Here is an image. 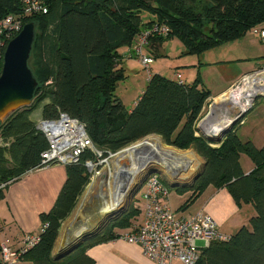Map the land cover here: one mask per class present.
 I'll list each match as a JSON object with an SVG mask.
<instances>
[{"label": "trees", "instance_id": "1", "mask_svg": "<svg viewBox=\"0 0 264 264\" xmlns=\"http://www.w3.org/2000/svg\"><path fill=\"white\" fill-rule=\"evenodd\" d=\"M195 1L48 0V13L25 18L37 30L32 50L36 62L29 64L38 86L29 107L0 121V200L10 182L42 163L49 142L33 118L42 105L45 118L55 119L64 112L84 122L99 150L117 152L151 134L180 149L193 147L206 165L193 183L177 187L192 191L183 207L212 185L226 187L239 204L251 203L256 211L249 226L243 225L226 240L212 241L196 264H264V147L241 140L235 131L238 124L219 146L197 133L196 123L211 96L199 79L185 83L154 73L131 111L116 93L126 77L119 49L133 46L140 33L156 24L169 32L152 35L148 48L176 37L186 53L197 54L264 28V0H212L204 17L185 11ZM9 14L22 16L21 0H0V19ZM206 23L212 24L208 30L203 28ZM241 153H247L256 165L249 174L243 172ZM92 157L87 150L80 163L67 165V180L55 206L42 215L48 225L24 259L34 264H94L86 247L116 238V227H131V219L140 213L134 203L75 252L64 259L53 258L62 223L89 183L84 162Z\"/></svg>", "mask_w": 264, "mask_h": 264}, {"label": "crops", "instance_id": "2", "mask_svg": "<svg viewBox=\"0 0 264 264\" xmlns=\"http://www.w3.org/2000/svg\"><path fill=\"white\" fill-rule=\"evenodd\" d=\"M164 45L165 43L154 45L153 48H148V53L153 49L154 56L164 54ZM124 47L119 50L123 54L121 65L126 73L125 61L139 59L134 55L132 46H127L126 49ZM195 56L197 59L192 57L176 66V75L181 72V80L185 83H193L199 79V83L211 93L208 100L215 103V98L230 91L245 75L264 67V43L250 30L240 39L217 45ZM153 63L150 66L152 73L160 72L152 67ZM181 66L188 69L178 70ZM171 78L178 79L174 74ZM36 116L33 113V118L38 121ZM235 131L241 140L251 141L257 148L264 147V99L255 101ZM187 160L195 161L190 158ZM240 162L245 174H249L256 167L247 153H241ZM67 175V166L56 163L28 172L7 185L5 197L0 200V243L8 240L17 247L24 236L38 232L43 223V213L49 212L55 206ZM187 190L190 189L185 188L180 192ZM193 202L189 213L178 215L190 216L200 211L210 213L218 221L220 231L229 236L243 225L249 226L248 221L256 213L251 203L239 204L226 187L216 188L210 185ZM239 213L241 214L238 215ZM143 219L144 216H138L137 221H132L131 227L115 230L119 235L116 238L88 245L85 253L94 259V264H160L145 256L138 244L130 243L122 237L135 229ZM24 262L34 264L29 259H24L22 264ZM174 264L181 263L175 261Z\"/></svg>", "mask_w": 264, "mask_h": 264}, {"label": "built area", "instance_id": "3", "mask_svg": "<svg viewBox=\"0 0 264 264\" xmlns=\"http://www.w3.org/2000/svg\"><path fill=\"white\" fill-rule=\"evenodd\" d=\"M21 3L22 16L9 14L0 19V70L3 68L7 46L23 29L25 18L49 12L48 0H21ZM168 32L166 26L156 24L135 38L133 53L147 71L148 80L153 74L150 66L154 61L153 56L147 52L149 39L152 35H166ZM253 32L264 43V28H255ZM262 70L264 67L258 71ZM258 71L245 75L241 83L245 77ZM181 77V73L177 72V78L181 80ZM238 83L232 89L238 88ZM37 127L48 138L49 146L42 154L41 165L28 172L56 163L78 164L87 150L98 152L86 124L67 113L61 112L57 119H41L37 122ZM90 163L87 161V165H91ZM141 189L143 206H139V209L143 211L144 219L122 237L130 243L138 244L148 258L160 264H174L175 261L181 264H196L201 259L203 250L212 241L230 237L220 231L218 221L210 213L200 211L190 216H178L170 203V187L162 175L150 174L139 191ZM47 225L43 222L37 233L24 236L17 247L8 240L1 242L0 264H22L24 255L39 242L40 235Z\"/></svg>", "mask_w": 264, "mask_h": 264}, {"label": "rangeland", "instance_id": "4", "mask_svg": "<svg viewBox=\"0 0 264 264\" xmlns=\"http://www.w3.org/2000/svg\"><path fill=\"white\" fill-rule=\"evenodd\" d=\"M211 5H212V0H196L193 4L186 6L184 9H185V11H193L192 13H194V15L199 14L202 17H204L205 16V9L210 7ZM145 17L149 18L150 16L145 14ZM210 25H212V24L206 23L203 28L208 30ZM126 47L127 46H125L124 48L126 49ZM153 47H150V49ZM164 49H165L164 54H157L156 56L153 55L154 56V61H153L154 63L152 65V67L155 70L160 71L158 73H161L162 75L167 76L169 78H171V76L173 74H174L175 78H177V75H176V72L174 69L176 66L180 65L181 63H184V61H188L192 57L193 58L195 57V59H197L195 55H198L197 53H186L185 45L176 37L168 39L165 42ZM151 52L154 53L155 51L153 52V49H152ZM35 62H36V51L34 53H32V58L30 59V63L32 66H34ZM125 64H126V68H127L126 73H125L126 77L119 82L116 93L118 94V96H121L123 103L125 104L126 108L130 109V108H133V106L135 105L139 96L146 89L147 84H148V81H147L148 76H147L145 69H143L141 63L136 58L127 59L125 61ZM261 67H263V65H261ZM182 69L185 70L188 68L181 66L180 69H178V70H182ZM256 74H254V76L250 75L248 77H251L252 78L251 80L260 78V76H256ZM243 84H244V81L242 83L240 81L238 83L239 87L236 89H239ZM234 90L235 89H230V91H228V95L231 94L232 92H234ZM219 99H221V98H215V100H219ZM261 99H264V98L262 97L260 99H256L255 101L261 100ZM255 101L253 103H255ZM218 103L219 102L217 101V103L214 104L213 100L206 101V103L204 105L205 107L202 110V112L199 116V119L196 123V127L198 126L199 122L207 115V113L209 112V110L211 108L210 106L213 105V107H215L216 104H218ZM42 108H43V106L41 105L37 109H35V111L33 112L34 114H37V116L35 118H37L38 121L41 119H49V118L43 117ZM55 119H57V118H55ZM38 121H36V122H38ZM197 133L200 135L202 134L200 132V130H198ZM148 137H153V136H148ZM159 138L161 139L163 145H165L166 147H170L172 149H176L179 151L195 152V154L197 156L196 157L197 160L192 161V162L191 161H180V160L173 159V160H170L171 162H169V161L167 162L169 164L167 166H162L161 162H159L158 160H153V161H155L154 164L156 163L157 166L154 164H152V165H154L156 168H158L161 171L160 175H162V177L164 179L167 176L166 172H172V171L175 172L177 170L175 173H177V175H178V171H180V174H181V172L184 171L183 169H185V170L187 168L191 169V166H195V169H197V171H199L202 168V164L204 163L205 160L197 153V151L193 147L188 148V149H180L178 147L166 144L161 136H159ZM145 139H147V138L144 137V138H142V139H140L134 143L143 142ZM1 143H2V139H0V144ZM134 143L130 144L129 146L133 145ZM125 148H123V149H125ZM149 148H151V147H149ZM97 150H98V152H96V153H94L92 151L93 152L92 160L87 159L84 162L85 167H86L87 171L89 172V176H90L89 177V183L85 187L83 192L77 196L76 205L73 208V211H74L76 209V207L78 206V204L82 201V199L84 197V193L86 192L88 186L92 183L93 180L94 181L96 180V182L94 184V189L92 190V194L89 195L88 198H86V201L84 202V206L82 208L83 211L79 213L81 219H84V221L89 220V223H92V224L96 223L100 219L96 215H97L98 211L104 207V204L107 201H115L116 200L117 193H118L117 188L119 187L118 186L119 184H115L114 180L120 179V180H118L120 182V186L125 185L126 187H129L128 182H126L125 179H123V175H124V173L126 175H129L130 166H128V164L132 165V162H130V161L124 162V160H122L120 164L117 163V157L116 156L121 155L123 151L120 152L121 154L120 153L117 154L118 151L112 152V151H104V150H99V149H97ZM112 154H114V155H112ZM124 159H126V157ZM87 161H88V163L91 162L90 163L91 166L87 165ZM59 164L65 165L64 163H59ZM67 165L68 164H66V166ZM109 169H110L109 175L112 176L114 174H117V177H113V176L109 177V182L107 183L104 179H102L100 177H102L103 174L108 175L107 171H109ZM174 172H172V173H174ZM195 173H194V175H195ZM180 177H182V176H180ZM189 177L191 178L192 175ZM126 178L128 179L129 177H126ZM136 182H137V179H136ZM191 183H193V177L185 182L186 185H190ZM0 187H2V186H0ZM169 187H170L171 204H172L173 209L176 211V213L179 215L189 213V211L192 210V205L194 204V202H190L185 208H183V206L187 202V200L191 197L192 191L187 190L184 192H180L181 190L179 188H174L171 186H169ZM133 188H134V185L132 186L130 191L129 190L126 191L122 205L119 206V209L113 210L111 212L112 213L111 217H113V216L118 217V216L125 214L128 211V209H130V206L132 205V203H134V208H139V206H141V207L143 206V201L141 199V193H142L143 189H141V191H139L136 195H133L132 194ZM105 200H106V202H104ZM139 214L136 215L134 218H132L131 221H135V220L137 221L138 216L143 218V216H144L143 211L142 212L140 211ZM240 214L241 213H239L238 215H240ZM70 215L64 220L63 223H65V221H67V219H69ZM111 217H109L108 219H106L103 222V224L101 225V228L103 226H105L107 223H109ZM248 224H250V220L248 221ZM119 229H121V228H119V227L115 228V230H119ZM64 231H65V229L61 226L59 236L55 242V243H58V246L61 245V239L63 238ZM54 247H55V245H54ZM57 249H58V247H57ZM56 252L57 251L55 250V253ZM24 264H27V262H24Z\"/></svg>", "mask_w": 264, "mask_h": 264}, {"label": "water", "instance_id": "5", "mask_svg": "<svg viewBox=\"0 0 264 264\" xmlns=\"http://www.w3.org/2000/svg\"><path fill=\"white\" fill-rule=\"evenodd\" d=\"M36 32L37 30L34 22L31 21L26 23L23 29L20 31V33L16 35L9 42L7 49L5 51L4 65L2 72L0 74V121L1 122L7 120L16 111L29 107L34 100V94L38 86V80L35 77L29 62H30L33 46L36 40ZM262 97L264 98V93L257 94L254 97L253 102L256 99H260ZM253 104L254 103H252V105L247 109L237 113L236 116L233 118L232 122L226 125L224 128H222L221 132L219 131L218 134L206 133L202 128L203 122L208 120L214 112V109L212 108L211 105L210 106L211 108L207 113V115L199 122L197 126V131L200 130V132L202 133L201 135L205 139H207L211 145L219 146L224 141L226 135L230 131H232L234 127L245 118L247 113L252 108ZM149 136L159 137L160 135L151 134ZM145 138H148V136H146ZM123 150L124 149L118 151V153L122 152ZM152 158H153L152 156L150 157L144 156L143 158H140V160H138L140 164L139 167H137L136 173L137 175L140 173V175L137 176L135 173V176L137 177V182L135 181V183L129 187V189H131L132 186L134 185V188L132 189L133 195H136L138 193V191L140 190V188L142 187L145 180L150 174L152 173L161 174L160 173L161 171L158 168H156L154 165H152L151 163ZM205 165L206 162L204 161V163L202 164V168L199 171L196 170L197 172L195 173V175L193 174L194 176L192 175L193 182L198 178ZM172 172H166L167 176L164 179L169 186L174 188L180 186H188L185 184V182L191 179L192 177L191 178L180 177L181 176L180 171H178V175L177 173L175 172L172 173ZM124 177L130 178V175H126L124 173L123 179H125ZM100 178L105 180L107 178V174H103L102 177ZM95 182L96 180L95 181L93 180L92 183L88 186L86 192L84 193V197L82 201L78 204L76 209L71 213L69 219H67V221H65V223L62 224V227L65 229V231L63 233V238L61 239V245L58 246V243H55V247L53 249V258L55 260L64 259L65 257L75 252L85 243L88 237L94 235L101 229V225L106 219L112 216L111 212L107 213L106 215H103L104 208H101L96 215L97 217L100 218L96 223L92 224L89 223V220L84 221V219H81L79 213L83 211L82 208L84 206V202L86 201V198H88V196L92 194V190L94 189ZM116 217L117 216L111 217L110 221ZM79 228H84V231L80 235L73 237V235L76 233L77 229ZM55 250L57 251L56 253Z\"/></svg>", "mask_w": 264, "mask_h": 264}, {"label": "bare ground", "instance_id": "6", "mask_svg": "<svg viewBox=\"0 0 264 264\" xmlns=\"http://www.w3.org/2000/svg\"><path fill=\"white\" fill-rule=\"evenodd\" d=\"M256 76H260V78L251 80V77H245V80H243L244 84L239 89H235L234 92L229 95L227 92L224 94L225 96L222 95L219 97L221 99L215 100V103H217V101L219 103L216 104L215 107H213L212 105V108L214 109L212 116L208 120L204 121L202 124V128L206 133L218 134L219 131L221 132L222 128L232 122L233 118L236 116L237 113L247 109L252 105L254 97L257 94L264 93V70L257 72ZM143 155L146 157L152 156L153 158L151 163L154 164L155 161L153 160H158L159 162H161L162 166L169 165L167 162H171L170 160L173 159L180 161H189L187 160L188 158L197 160L195 152L179 151L176 149H172L163 145L159 137H148L143 142L134 143L133 145L126 147L121 155L116 156L118 164H120L122 160H124V162H132V165L128 164V166H130V178L128 180L125 178V181L128 182L129 187L134 184L137 179L135 173L137 172V167H139L140 164L138 160H140V158H143ZM125 157L126 159H124ZM154 165L157 164L155 163ZM183 170L180 175L182 177H189L193 175L197 169H195V166H191V169L187 168L186 170ZM107 172L108 175L105 179L107 183L109 182V177H117V174H114L112 176L109 175L110 169ZM139 175L140 173L137 176ZM118 180L120 179L114 180L115 184H119V187L117 188L118 193L116 200L107 202L106 200L104 201L106 202V204L103 207V215H106L107 213H110L113 210L119 209V206L123 203L126 191L130 190L129 187H126L125 185L120 186V182ZM83 231L84 228L77 229L73 237L80 235Z\"/></svg>", "mask_w": 264, "mask_h": 264}]
</instances>
